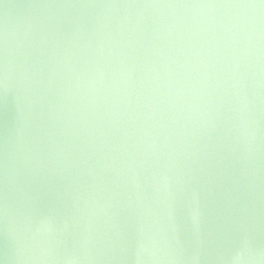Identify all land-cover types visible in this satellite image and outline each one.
I'll return each mask as SVG.
<instances>
[{
    "label": "clouds",
    "instance_id": "clouds-1",
    "mask_svg": "<svg viewBox=\"0 0 264 264\" xmlns=\"http://www.w3.org/2000/svg\"><path fill=\"white\" fill-rule=\"evenodd\" d=\"M0 264H264V0H0Z\"/></svg>",
    "mask_w": 264,
    "mask_h": 264
},
{
    "label": "water",
    "instance_id": "water-1",
    "mask_svg": "<svg viewBox=\"0 0 264 264\" xmlns=\"http://www.w3.org/2000/svg\"><path fill=\"white\" fill-rule=\"evenodd\" d=\"M20 2H23V0H20Z\"/></svg>",
    "mask_w": 264,
    "mask_h": 264
}]
</instances>
